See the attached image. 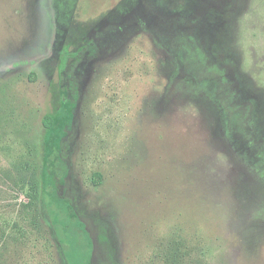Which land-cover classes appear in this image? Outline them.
Instances as JSON below:
<instances>
[{
  "label": "rangeland",
  "instance_id": "1",
  "mask_svg": "<svg viewBox=\"0 0 264 264\" xmlns=\"http://www.w3.org/2000/svg\"><path fill=\"white\" fill-rule=\"evenodd\" d=\"M0 264H264V0H0Z\"/></svg>",
  "mask_w": 264,
  "mask_h": 264
},
{
  "label": "trees",
  "instance_id": "2",
  "mask_svg": "<svg viewBox=\"0 0 264 264\" xmlns=\"http://www.w3.org/2000/svg\"><path fill=\"white\" fill-rule=\"evenodd\" d=\"M46 124H47L48 127H51L53 125V120H52L51 117H48L46 119ZM24 183H25V181H24ZM33 183H35V182L33 181ZM36 203H37V199L32 198V200H30V202L28 204H24V206L26 208L30 209L32 212H35L36 211ZM30 223L36 224V218L35 217H31L30 218Z\"/></svg>",
  "mask_w": 264,
  "mask_h": 264
}]
</instances>
